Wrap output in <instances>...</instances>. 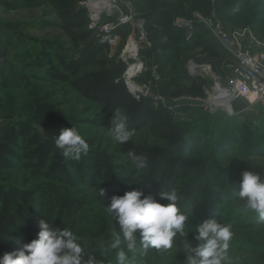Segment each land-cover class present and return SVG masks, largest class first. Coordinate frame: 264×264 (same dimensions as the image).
<instances>
[{
    "label": "rangeland",
    "instance_id": "374dc122",
    "mask_svg": "<svg viewBox=\"0 0 264 264\" xmlns=\"http://www.w3.org/2000/svg\"><path fill=\"white\" fill-rule=\"evenodd\" d=\"M6 1L9 6L0 0V128L12 130L7 137L0 133V194L14 190L25 196L9 238L12 251L37 238L44 219L51 227L75 233L85 258L92 255L96 264H118L120 250L129 264H186L185 242L203 244L195 239L197 225L214 219L233 233L222 264H264V221L238 195L243 171L264 173V105L236 100L231 113L210 107L214 82L224 74L223 56L207 39L208 31V37L184 45L170 26L176 16H192L204 8L224 26L250 28L264 42V0H130L147 21L144 68L125 74L121 48L127 32L111 56L103 54L102 66L83 70L112 73L126 86L130 99L119 108H105L69 81L51 77L61 70L59 47L68 58L77 53L63 30L68 9L56 0ZM86 1L74 0L76 7L86 9L85 28ZM191 60L203 67L191 70ZM117 112L128 117L126 127L132 132L123 143L110 134ZM138 122L142 126L134 129ZM18 125L33 131L21 135ZM70 127L89 145L79 159L66 158L54 143ZM33 134L38 138L30 143ZM134 157H143V165ZM198 183L195 203L180 195ZM101 189L105 197L99 195ZM134 189L163 204L168 201L159 193L176 191V204L188 221L185 234L177 233L170 248L145 247L137 233L135 249H127L115 213L107 208L113 196ZM206 190L218 193L220 200H212ZM115 234L121 244L110 249Z\"/></svg>",
    "mask_w": 264,
    "mask_h": 264
},
{
    "label": "clouds",
    "instance_id": "9594fccd",
    "mask_svg": "<svg viewBox=\"0 0 264 264\" xmlns=\"http://www.w3.org/2000/svg\"><path fill=\"white\" fill-rule=\"evenodd\" d=\"M128 117L117 112L112 119L113 127L110 134L118 143L128 141L132 132L126 127ZM56 147L63 155L79 159L81 154L89 151L87 141L77 128H64L55 137ZM131 155V154H130ZM139 166L144 163L143 157H134ZM264 173L245 170L241 173L238 195L245 200L246 207L264 221ZM99 195L106 196V190L101 189ZM158 202L151 196H144L141 190H131L123 195L113 196L107 208L109 213H115L117 223L125 239L126 247L132 251L136 247L137 233L145 247L170 248L177 233L185 234L188 216L180 211L176 201L175 190L161 191ZM143 197V198H142ZM230 226L222 225L214 219H208L197 225V241L203 244L193 246L185 242L186 264H222L223 254L232 238ZM19 243V242H18ZM121 244L119 234L109 242L110 249H118ZM118 264H129L126 254L120 250L117 254ZM0 264H96L90 254L85 258L84 250L78 237L70 230L57 229L41 219L37 238L23 243L17 249L5 252L0 256Z\"/></svg>",
    "mask_w": 264,
    "mask_h": 264
},
{
    "label": "built area",
    "instance_id": "2783aa9c",
    "mask_svg": "<svg viewBox=\"0 0 264 264\" xmlns=\"http://www.w3.org/2000/svg\"><path fill=\"white\" fill-rule=\"evenodd\" d=\"M95 1V2H92ZM87 28L96 34L100 43L107 46L111 56L117 49L122 35L117 29L126 26L128 37L121 48V59L128 65L125 74L130 76L144 68L141 51L145 48L147 34L145 20L135 10L130 0H89ZM200 24L223 51L224 74L217 77L209 95L210 107L232 108L236 100H246L250 106L264 105V42L250 28H229L211 12L194 11L192 16H176L173 25L183 27L185 38L190 39L195 26ZM147 46V45H146ZM134 60L128 64L127 60ZM3 58L0 57V64ZM199 65V66H198ZM203 67L189 61V68ZM206 67V66H205ZM212 74L210 67L207 68ZM217 103V104H216ZM223 103V104H222Z\"/></svg>",
    "mask_w": 264,
    "mask_h": 264
},
{
    "label": "trees",
    "instance_id": "16d2710c",
    "mask_svg": "<svg viewBox=\"0 0 264 264\" xmlns=\"http://www.w3.org/2000/svg\"><path fill=\"white\" fill-rule=\"evenodd\" d=\"M56 1L58 6L68 9L63 30L68 36V41L78 49L76 55L68 58L67 54L64 53L65 48H58L59 50L63 51L62 54H59V52L56 53V56L59 59L61 70L55 69L51 77L61 79L63 81H69L70 85L77 92L88 99L100 103L105 108H119L124 106L126 102H129L128 99H130V95L128 94V89L126 86L118 84L117 77L114 74H103L102 72H83V70L88 66H102L104 61L103 54L105 55L107 52V46L103 43H100L93 35L91 30L85 28L87 23L86 9L82 7H76L74 0ZM144 1L153 3L155 0ZM2 2L8 5V1L2 0ZM195 10L204 14L211 13V10L204 8H197ZM189 16L190 15H186L184 17ZM170 26L173 30L178 32V41L183 42L184 45L190 44L195 40L200 41L201 36L204 37L205 35V37H208L207 29L200 24L195 26L192 40H185L184 30L174 26L172 20ZM116 32L120 33L122 37H125L128 29L126 26H122L118 28ZM207 39L210 40L209 42H211L212 45L216 46L223 56L224 53L220 49L219 45L212 38L208 37ZM190 47L185 49H189ZM143 52L144 51H141V54ZM141 58H143V56ZM140 126L142 125L138 122L134 124V129H138ZM1 128V134L6 135V137L10 135L12 128H7L6 130L5 128ZM16 129L19 130L18 133L21 135H26L27 133H31L33 131L26 125H18ZM37 138V134H33L29 142L33 143L37 140ZM161 163L166 164L167 160L162 159ZM200 192L201 187L198 183L194 186L182 189L180 195H184L187 199H191L192 203H195L197 198L194 196L196 193ZM206 194L211 197L212 200H220L219 194L212 190H206ZM24 201L25 196L14 190H10L5 194H0V256H2L5 252L12 251V248L9 244V238H11L12 231L15 229L18 218L22 213V204Z\"/></svg>",
    "mask_w": 264,
    "mask_h": 264
},
{
    "label": "bare ground",
    "instance_id": "6f19581e",
    "mask_svg": "<svg viewBox=\"0 0 264 264\" xmlns=\"http://www.w3.org/2000/svg\"><path fill=\"white\" fill-rule=\"evenodd\" d=\"M92 2H95V1H92ZM207 68H208V67L206 66V67H205L206 71L208 70ZM216 104H217V103H216ZM222 104H223V103H222ZM226 109H227L230 113L233 111V109H232V108H229V107H226Z\"/></svg>",
    "mask_w": 264,
    "mask_h": 264
},
{
    "label": "crops",
    "instance_id": "0c3cea01",
    "mask_svg": "<svg viewBox=\"0 0 264 264\" xmlns=\"http://www.w3.org/2000/svg\"><path fill=\"white\" fill-rule=\"evenodd\" d=\"M1 27V26H0Z\"/></svg>",
    "mask_w": 264,
    "mask_h": 264
}]
</instances>
